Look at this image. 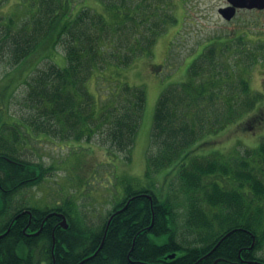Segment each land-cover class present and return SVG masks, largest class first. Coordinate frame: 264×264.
Returning <instances> with one entry per match:
<instances>
[{
	"label": "trees",
	"instance_id": "16d2710c",
	"mask_svg": "<svg viewBox=\"0 0 264 264\" xmlns=\"http://www.w3.org/2000/svg\"><path fill=\"white\" fill-rule=\"evenodd\" d=\"M97 1L102 11L83 7L74 17L62 0H38L34 17L20 24L0 16V63L15 68L35 56L39 64L58 46L65 56L63 68L49 64L23 83L25 116L11 127L9 148L0 149V156L10 161L0 159V235L16 210L15 201H6L5 194L39 185L46 173L20 157L19 133L88 143L97 137L107 153L127 158L134 145L147 97L143 87L122 81L120 72L142 56L151 57L158 38L174 21L173 0ZM206 49L190 63L185 81L166 87L157 101L145 157L144 177L151 183L125 190V198L134 199L113 215L106 231L107 219L96 227L86 226L80 217L72 221L79 213L69 198L74 226L55 233L56 264H78L102 242L84 264H264V142L246 152L247 157L214 150L199 154L200 142L235 123L252 106L235 100V90L246 92L244 79L205 67V59L212 57ZM233 76V90L222 95L218 85L214 92L216 82L224 77L227 83ZM93 79L104 85L101 91L95 87L96 94L87 88ZM5 143L0 138V146ZM163 172L181 183L184 232L177 225V205L169 195L161 196L157 176ZM66 206L54 208L66 211ZM120 208L123 203L114 211ZM23 217L18 233L27 224ZM16 225L0 238V264L49 262V236L46 251L38 257L36 239L9 238Z\"/></svg>",
	"mask_w": 264,
	"mask_h": 264
},
{
	"label": "rangeland",
	"instance_id": "374dc122",
	"mask_svg": "<svg viewBox=\"0 0 264 264\" xmlns=\"http://www.w3.org/2000/svg\"><path fill=\"white\" fill-rule=\"evenodd\" d=\"M62 1L66 2L68 10L71 9L73 17L83 7L96 11L103 10L97 0ZM223 2L224 0H173L174 21L158 38L151 57L142 56L129 69L120 72L122 81L130 86L143 87L147 97L129 159L124 154L107 153L106 148L99 145L97 137L89 143L69 142L32 132L31 136L30 132L28 135L18 132L16 149L20 157L46 170L39 185L24 191L26 194L24 198L31 206L35 203L33 198L41 197L46 199L43 201L45 206L55 207L69 195L79 213L73 216L72 221L80 217L79 220L86 226L96 227L102 225L109 214L121 204L128 187H142L151 183L144 177L145 157L150 148L154 110L162 91L171 84L185 81L191 61L196 59L203 46L211 44L213 38L218 40L220 37L228 38L233 36V31L245 29L244 25H228L217 19L216 10ZM37 7L38 0H0V16L13 17L20 24L33 18ZM234 47L231 43L208 47L206 50L210 49L212 54L209 55L212 57L205 59L204 63H207L205 67L220 68L223 70L222 76L228 72L237 79L245 80L242 68L234 67L243 64L246 57L236 55ZM48 52L50 60L46 59L39 64L40 57L35 56L27 58L15 68L0 63V136L5 129L4 135L9 136L7 144L11 145L14 139L11 127L15 122L19 124V120L25 116L22 106L25 92L23 83L35 74L34 70L44 69L52 63L59 68L65 66L64 51L60 46ZM207 72H204L205 77L208 75ZM222 80L216 82L217 86L213 90L217 91L220 85L222 95H225V92L228 94V91L233 90L232 83H236L237 80L234 76L227 83H224L226 81L224 77ZM2 85L6 89L3 90ZM103 86L93 79L87 88L96 94L95 87L101 91ZM235 92V100L241 102L249 103L248 99L253 97L248 91ZM224 100L222 97L214 99V102L218 104ZM251 108L252 106H249L247 111L251 112ZM247 113L216 136L209 135L200 142L199 148L203 149H199V154H207L214 150L228 157H247L246 152H251L260 142H264V137L254 138L253 134L246 130ZM19 130L27 132L26 129ZM157 177L161 196L169 195L172 203L177 205L175 208L177 225L179 230H183L186 199L182 193L181 183L175 175L170 174L165 178L164 172ZM186 237L190 235L187 234Z\"/></svg>",
	"mask_w": 264,
	"mask_h": 264
},
{
	"label": "flooded vegetation",
	"instance_id": "af4514ba",
	"mask_svg": "<svg viewBox=\"0 0 264 264\" xmlns=\"http://www.w3.org/2000/svg\"><path fill=\"white\" fill-rule=\"evenodd\" d=\"M234 3L235 1L233 0H224V2L218 6L216 10L217 19L228 25H244L245 29L233 31V36L228 38L220 37V40H218V38H213L210 45H205L201 50H199L197 57H201L204 49L210 46L217 47L219 44L222 45L230 43L231 46H235L234 51L236 55L241 54L246 57L243 64L235 66L234 68H242L243 75L246 77L244 80L246 91H248L249 94H253V97L248 99V102L252 104V108L251 112H248L245 115L247 122L246 130L252 133L254 138L256 137L260 139V137H264V0H255L249 7H241L239 5H235ZM225 9L229 10L225 12ZM225 14L230 15L231 18L225 19ZM1 87L3 90L6 89L4 85ZM250 89L252 91H250ZM4 133L5 129L0 138H2L3 141H7L9 136L8 134L5 136ZM9 145L10 144L5 143V146H0V149L6 147L9 148ZM0 159L10 162L8 161V158L2 156H0ZM25 196V192L5 194L6 201H15L13 205H15L16 210L11 213V218L7 222L4 233L8 232L4 236L10 232L13 225L15 226L17 224L15 229L11 232L9 238L13 242H18L21 238L36 239L37 244H39L37 249L39 254L38 257H41L42 253L46 251V248L43 249V246L46 247L48 245L49 236L51 258L49 262L50 264H56L57 262L54 254L56 245L54 239L55 233L69 231V228L74 226L73 222L69 220V195L67 196V199L63 198L60 205H57V207H62L67 203L66 211L45 206L43 201L46 199L41 197L33 198L35 203L34 206H31L27 202L28 200L24 198ZM141 196L147 199L146 196H149V194H143ZM133 199V197L123 199V206L125 209L128 207L129 202ZM6 205L7 207L5 209V213L9 214L8 207L10 204L6 203ZM23 216H26L27 224L25 227L23 226L21 228V232L18 233V222H24L25 217ZM43 240L45 244L41 243ZM49 262L41 261L40 264H49Z\"/></svg>",
	"mask_w": 264,
	"mask_h": 264
},
{
	"label": "water",
	"instance_id": "95a60500",
	"mask_svg": "<svg viewBox=\"0 0 264 264\" xmlns=\"http://www.w3.org/2000/svg\"><path fill=\"white\" fill-rule=\"evenodd\" d=\"M228 1H232V0H228ZM233 1H235V3H234L235 5H239V6H241V7H249V6L252 5V2L255 1V0H233ZM227 10H229V9H225L224 11L227 12ZM230 18H231L230 15H226V14H225V19H230ZM148 198L150 199V197H148ZM7 232H8V231H7ZM7 232H6V233H7ZM6 233H5V234H6ZM5 234L1 235L0 238H2ZM101 245H102V244H101ZM100 248H101V246H100ZM100 248H99V249H100ZM214 249H215V248H214ZM214 249H213V250H214ZM169 258H170V259L174 258V255L169 256ZM83 262H84V261H83ZM83 262H81V263H83ZM81 263H80V264H81ZM214 264H217V261H215Z\"/></svg>",
	"mask_w": 264,
	"mask_h": 264
},
{
	"label": "bare ground",
	"instance_id": "6f19581e",
	"mask_svg": "<svg viewBox=\"0 0 264 264\" xmlns=\"http://www.w3.org/2000/svg\"><path fill=\"white\" fill-rule=\"evenodd\" d=\"M96 255V254H95ZM171 255H174L175 256V254H171ZM171 255H169V256H171Z\"/></svg>",
	"mask_w": 264,
	"mask_h": 264
}]
</instances>
